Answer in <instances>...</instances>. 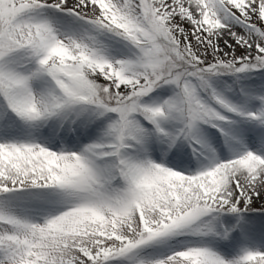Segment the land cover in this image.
Instances as JSON below:
<instances>
[{
  "label": "snow or ice",
  "instance_id": "obj_1",
  "mask_svg": "<svg viewBox=\"0 0 264 264\" xmlns=\"http://www.w3.org/2000/svg\"><path fill=\"white\" fill-rule=\"evenodd\" d=\"M0 264H264V0H0Z\"/></svg>",
  "mask_w": 264,
  "mask_h": 264
}]
</instances>
